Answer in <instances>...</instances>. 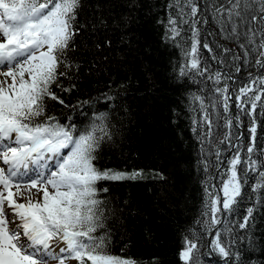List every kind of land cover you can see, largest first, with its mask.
<instances>
[{
  "label": "trees",
  "instance_id": "16d2710c",
  "mask_svg": "<svg viewBox=\"0 0 264 264\" xmlns=\"http://www.w3.org/2000/svg\"><path fill=\"white\" fill-rule=\"evenodd\" d=\"M196 2L200 5L195 19L200 21L196 26L200 29L201 61L209 69L203 76L194 71L180 75L191 43L192 21L180 23L181 35L171 39L168 18L176 15L177 10L169 7L174 0H81L75 22L78 33L67 53L72 67L65 70L62 65L59 70L67 74L59 77V86L52 85L64 104L45 99V115L74 125L77 134L96 116L106 114L112 138L101 143L94 161L97 168L143 170V178L97 184L108 191L98 195L105 227L96 234L105 237L109 254L135 259L138 264H185L180 257L184 237L191 238L193 233L199 237L198 252L194 253L199 264H225L210 251L216 230L233 251L264 260V193L259 196L261 202L255 203L252 186L258 177L254 173H248L235 211L220 215L222 224L212 235L206 231L210 217L204 215L205 187L215 185L218 191L226 179L227 162L236 151L232 145L246 149L250 143V117L236 107L234 94L248 82L249 73L264 75V69L255 64L257 53L245 57L239 45L251 46L244 37L231 36L228 25L222 31L213 19L211 5H226L227 0ZM203 43L213 52L203 49ZM217 71L226 78L220 85L207 79ZM225 83L233 94L229 113L219 105L209 107L212 135H205L207 128L202 124L193 131V118L200 121L202 113L198 103H191L192 95H202L210 104L218 99L214 88ZM260 112L258 102L256 157L264 151V115ZM237 115L239 121L233 119L229 130L226 119ZM229 132L231 143H221ZM244 155L242 152V159ZM205 159L209 162L207 172L201 163ZM238 167L243 170L244 165ZM248 207L256 209L254 219L241 229L238 224ZM249 241L257 245L255 252Z\"/></svg>",
  "mask_w": 264,
  "mask_h": 264
},
{
  "label": "snow or ice",
  "instance_id": "6c2138e0",
  "mask_svg": "<svg viewBox=\"0 0 264 264\" xmlns=\"http://www.w3.org/2000/svg\"><path fill=\"white\" fill-rule=\"evenodd\" d=\"M80 5L81 0H0V264H72L73 261L76 264H138L135 259L109 254L105 237L96 234L105 227L103 202L98 195L108 191L98 188L97 184L143 178V170H101L94 164L101 143L112 138L105 123L106 114L96 116L78 134L74 125L61 124L56 117L45 115L46 98L64 104L52 91V85L59 86V77L67 74L59 70L62 65L65 70L72 67L67 63V53L78 33L75 22ZM169 7L177 10L175 16L168 18V34L172 40L181 35L180 23L192 21L191 43L185 50L186 63L180 75L194 71L203 76L209 69L202 66L200 55V29L196 26L200 21L195 19L200 5L196 0H174ZM211 9L221 30L228 25L231 36L244 37L251 46L239 45L245 50V57L257 53L255 64L264 69V0H227L226 5L213 3ZM203 22L206 24L207 19ZM202 47L213 52L208 43ZM249 77L234 95L236 107L250 117V143L246 149L239 144L232 145L236 151L227 162L226 179H222L218 191L215 185L205 187L204 215L210 217L206 226L209 235L222 224V213L235 211L249 172L258 177L252 186L257 196L255 203L261 202L259 196L264 193V151L256 157V111L259 102L260 115H264V75L249 73ZM207 79L220 85L226 78L217 71ZM63 90L71 91L70 88ZM214 93L218 99L210 104L205 103L202 95L193 94L191 98V103H198L202 113L200 121L193 118V131L197 130L196 125L202 124L209 137L213 119L208 108L219 105L224 113H229V101L233 98L226 83L215 87ZM233 119L239 121V115L226 119L225 127L229 130ZM225 142L231 143L230 132L221 141ZM216 156L219 161V150ZM201 163L207 172L208 160ZM241 164L243 170L238 167ZM255 210L254 207L246 209L239 228L249 225ZM198 240L195 233L191 238L184 237L180 257L185 264H199L194 255L198 252ZM249 247L253 252L257 250L253 241H249ZM210 251L218 254L225 264H264V260H253L246 253L233 251L219 230L210 241Z\"/></svg>",
  "mask_w": 264,
  "mask_h": 264
},
{
  "label": "rangeland",
  "instance_id": "374dc122",
  "mask_svg": "<svg viewBox=\"0 0 264 264\" xmlns=\"http://www.w3.org/2000/svg\"><path fill=\"white\" fill-rule=\"evenodd\" d=\"M33 191H35V190H33ZM221 195H222V193H221ZM53 245L54 246L56 245V241H53ZM60 246H63V245L61 244ZM57 251H58V248H57ZM75 263H76L75 261L72 262V264H75ZM52 264H55V262H52Z\"/></svg>",
  "mask_w": 264,
  "mask_h": 264
}]
</instances>
